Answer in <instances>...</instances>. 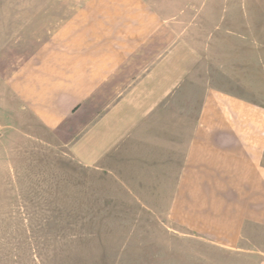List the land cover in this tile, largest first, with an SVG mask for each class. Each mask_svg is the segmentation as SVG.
Returning <instances> with one entry per match:
<instances>
[{"label": "crops", "instance_id": "crops-1", "mask_svg": "<svg viewBox=\"0 0 264 264\" xmlns=\"http://www.w3.org/2000/svg\"><path fill=\"white\" fill-rule=\"evenodd\" d=\"M199 2L72 10L7 84L42 134L70 130L72 160L104 188H141L174 232L250 253L264 247V96Z\"/></svg>", "mask_w": 264, "mask_h": 264}, {"label": "rangeland", "instance_id": "rangeland-1", "mask_svg": "<svg viewBox=\"0 0 264 264\" xmlns=\"http://www.w3.org/2000/svg\"><path fill=\"white\" fill-rule=\"evenodd\" d=\"M201 4V22L238 44L239 76L248 73L263 98L264 0ZM86 7L101 0H0V264H264L262 245L220 249L159 222L141 206L147 191L104 188L100 172L72 160L70 130L60 141L45 136L15 97L7 76L19 72L29 46Z\"/></svg>", "mask_w": 264, "mask_h": 264}]
</instances>
